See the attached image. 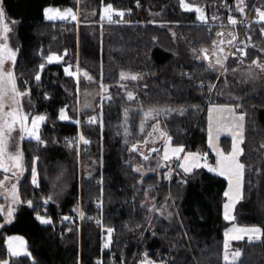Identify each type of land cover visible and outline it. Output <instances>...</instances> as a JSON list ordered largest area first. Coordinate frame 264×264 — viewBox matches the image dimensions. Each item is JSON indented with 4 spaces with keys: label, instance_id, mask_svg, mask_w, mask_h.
<instances>
[{
    "label": "trees",
    "instance_id": "trees-1",
    "mask_svg": "<svg viewBox=\"0 0 264 264\" xmlns=\"http://www.w3.org/2000/svg\"><path fill=\"white\" fill-rule=\"evenodd\" d=\"M0 1L5 17L16 23L17 88L29 94L32 119L49 114L40 125L44 143L23 140L25 170L18 181L21 202L14 220L0 227V262L144 264L147 254V259L160 264H224L227 180L203 167L180 172V182L168 178V167L153 168L144 175L134 171L135 166L154 155L145 160L144 153L132 148L146 145L144 141L155 132V136L163 132L176 146L209 151L208 97L216 86L214 101H225L220 98L223 79L207 58L200 60L198 55L202 51L207 57L202 49L212 47L217 26L223 23L236 29L242 42L226 67L240 62L264 64V33L260 31L264 22L257 23L256 13V9L264 11V0H244L243 13L237 10V0H184L206 8V23L197 18L199 13L185 10L181 0H83L80 25L45 16L47 7L75 8L78 0ZM107 5L125 14L118 22L102 25L101 10ZM152 13L160 14L155 21L161 23L151 22ZM230 17L238 23L232 25ZM55 55L60 61L49 62L48 57ZM121 73L142 78L122 80ZM101 85L107 88V98L98 100L95 109L80 112V89ZM129 92L134 99H128ZM232 104L239 105L236 108L246 116L241 161L247 200L264 160V91ZM63 109L71 121L60 120ZM147 109L172 110L158 116V132L145 126ZM80 117L85 119L81 127ZM91 117L95 122L86 121ZM81 133L89 141L82 151L76 141L66 142L67 137ZM34 160L38 187L31 182ZM4 175L0 169V181ZM59 175L67 188L62 199L44 203L52 195L51 180ZM153 199L161 206L168 203L170 215L149 211L147 203ZM79 204L84 208V222L65 219ZM37 215L51 218L52 223H41ZM237 221L263 225L255 217H238ZM108 228L114 231L106 248ZM16 234L26 237L29 256L8 253L7 238ZM235 247L241 252L236 264H264V241L244 240Z\"/></svg>",
    "mask_w": 264,
    "mask_h": 264
},
{
    "label": "rangeland",
    "instance_id": "rangeland-1",
    "mask_svg": "<svg viewBox=\"0 0 264 264\" xmlns=\"http://www.w3.org/2000/svg\"><path fill=\"white\" fill-rule=\"evenodd\" d=\"M84 5H85V2H83V0H78L77 6L75 8H70L72 14L75 15V17H76L75 20H76L77 25H80L82 20H83ZM189 6L192 8H201V7L195 6V5H189ZM0 7H2L1 1H0ZM105 7L106 6H103L102 10H101L102 16H101V22L100 23L102 25H104L106 23H110L108 21V19L106 18V15L104 12ZM112 8L114 10V12L112 13V20L118 22V20H120L122 17L116 16L115 12H118L119 10L115 9L113 6H112ZM48 9H58L61 13H64V12H66V10H68V9H62L60 7H57V6L47 7L46 10H48ZM201 9H203V14L206 17V19L208 20V18L206 16L207 15L206 8L203 7ZM46 10H45L46 19H48L47 18L48 15H55L54 12L53 13H47ZM152 14L154 16V19L151 20V22L155 23V24L161 23L159 21H155V20H158L160 18V14L159 13H152ZM68 16H66L63 19H61L59 16H56V18L48 19V20H52V21L67 20ZM259 19L260 18L258 16L257 20H259ZM4 22L7 23L9 28L11 29L7 33V36H8L7 44L9 46V48H11L14 52H16V57H17L18 50L13 46V42H14L13 36H15V25H16V23L14 21L8 20L6 17H5ZM210 25L211 26H217V23L211 22ZM2 27H3L2 24H0V33H2ZM217 28L218 29H217L216 33H221L222 35H217V39H215V41L213 42L212 47L202 49L203 51L206 50L205 53L207 55V60L205 59L202 51H200V54L198 55V57L200 60H206L207 64L209 66H213L215 71L220 74V77H222L224 72H225V68L228 64V61L231 58V56L233 55V51L236 49V47H238L240 44H242V42L240 41L239 34H237V30L233 29L232 26H225V24L221 23L220 25L217 26ZM229 41H231V43H229ZM3 43H4L3 39H0V44H3ZM52 57H59V56L55 55ZM225 57H227V59H225ZM218 59L221 61V64H223V67H221V64L216 63V61ZM15 60H16V58H15ZM53 61H57V60L53 59L52 62ZM58 61H60V60H58ZM259 62H261V61H259ZM9 64L12 65V62L10 60L4 63V65H3L4 71L10 70ZM70 70H72V69H70ZM73 74H75V73H73ZM79 74H81V73H78V78H79ZM227 74H228V76H230V78L233 76L232 71H229ZM229 79L228 80L226 79V80L229 81ZM215 87L211 91V95L208 97V101L211 103L214 101L212 95L214 93ZM258 91H262V88H259ZM104 92H105L104 88L103 89H86V91L84 92V96L82 95V100H81V105H80L81 110L85 111V110L95 109L96 108L95 101L97 98H94V97L98 96V97L102 98L104 96ZM228 93H230V94H227V97H233V99H236V96L243 95V93H245V92H244V90H239L238 92H236V90H235L233 92V90L230 89ZM9 96H11V93H9ZM28 100H29V94L21 97L20 98V106L22 107L23 112L29 115V123H30L32 118H31L30 110H29L28 104H27ZM7 104H8V108L6 110H10L11 108L16 107V104L12 103L11 99H9L7 101ZM222 106L233 107L232 105H222ZM222 106H220L218 104H211L208 108V118L209 119L211 118V121H213V127L211 128V134H212V137L214 138L212 141L213 144L216 145V148L223 151L225 154H228L232 149V143H233L232 136H231V134H229L227 132H223V131L220 132L219 135L217 136L214 125H215L216 120L218 119L219 114H217L215 112H210L211 109H213L215 107H222ZM63 110H64L65 115L68 118L63 119V120L60 119V120L71 121V119H70L71 117H70L68 111L66 109H63ZM149 110H152V109H147L144 112V116H145V113L149 112ZM157 110H162V109H157ZM60 114H61V112H60ZM162 114H164L163 111H161L159 115H162ZM236 114L239 115L242 113L237 112ZM224 115H226V114H224ZM152 116L154 117V119L149 118L145 122V126L146 127L148 126L150 129L153 128L152 127L153 125L157 124L156 121L158 119V116L155 113H152ZM244 117L245 118L243 121V135L245 136L246 116L244 115ZM91 118H93V117H91ZM84 121H85V119L80 117V119L78 121V124L80 127L82 126ZM86 121H87V119H86ZM41 123L39 124V127H38L39 136H40V125H41ZM159 130H161L160 127H159ZM160 133H163V132H160ZM154 134L148 140V143H146V145H138V148H139L138 150L141 153H144L145 156H148L149 157L148 159L152 158L151 155L153 153H151V149L156 148L158 150L153 154L154 155L153 159H150V160L147 159L148 161L145 163H142V166L140 164H137L135 166V169L141 168V172L144 175L149 174L151 171H154L153 168H160L158 170H161L164 167H168L169 171L167 172L166 175L168 176V178L171 177V180H172L173 172L177 168H179L178 173H180V172L185 173V174L190 173L196 167H193L190 172H185L183 170V168L180 167L181 164L185 163V160L183 158L188 153H196L199 155V157H200V159H199V165L200 166L199 167H203L207 170H208V167H211V168L217 167L218 157L216 155V148L211 147L210 144H209V149H211L210 151L212 152V154L215 157H213L209 151L201 152V149H199L197 151H190V150H187V148L184 146H183V149H184L183 152H180L178 154H174L171 152V148L180 147V146L174 145L172 143V139H170V141H169L168 137H165V134L163 136L161 134H158L159 136H155L156 134L155 135ZM80 135H82V133ZM80 135H79V137H80ZM20 136H21V133H20L18 128L16 131L12 132L11 139L9 140V151L10 152H15L17 150V148L20 151H22V142L24 139H28V138L20 139ZM244 136H243V139H244ZM155 137L157 138L156 140L158 142L155 141ZM209 140H210V138H209ZM77 144H78L80 150L82 151L83 150L82 148L84 147L83 141L78 139ZM242 144L240 145V147L243 149ZM165 150H168V155L170 157L167 161H165L163 158ZM241 155L239 156L238 159L241 163H243L241 161ZM177 157H179V158H177ZM102 162H103V159L99 160L96 164L101 165ZM188 163H191V161H189ZM205 165H207L208 167H206ZM23 167H24V157H23ZM24 170H25V168H24ZM211 172L222 177V178H224L225 180H227V189H226L225 193L228 192L229 191L228 179L224 176L219 175L215 171H211ZM13 173H16V176H13ZM168 173H171L170 174L171 176ZM21 176L22 175H19V169L10 167L9 171L5 172L4 178L1 180V181H5V177L11 178L10 183L8 181H5L4 185L2 187H0V207H2L1 212H2L3 217H4V221L0 223V227H3L4 225L9 224L14 220L16 208L21 202L20 194H19V187H18V182H17V177H18V181H19ZM62 177H63L62 175H59V176H57L51 180L53 191H52V195L49 197L51 199L48 198V202H57V200L62 199L61 197L63 196V194L65 193V191L67 189L66 187L63 186ZM12 184L16 185V190H17L19 202H15L12 199V193H13V189L11 187ZM240 191H241L240 197L235 200V202L233 203L232 207L229 210L230 216L232 218L230 220H226V221H228V227L226 228L225 233H229V236L239 234V233L230 232V229H233V228L259 227L262 230H264V160L262 161L259 170L255 174V187H254V190L252 191V194L250 195V197L247 200H244L245 199V194H244L245 193V168L243 171L242 185H241ZM225 197H226V201H225L224 205L229 203V197L226 195H225ZM147 205H148L149 209H152L151 212H157L159 214L166 215V216L170 215L171 207L168 205V203H164V205L161 206L158 203H156L155 200L153 199V200L149 201L147 203ZM9 208H12V210H13V215L11 217L8 216ZM224 213H225V208H224ZM73 215L76 216L77 222L79 224H82L84 222V220H85L84 208L81 204H79L78 208L75 209V212ZM41 217L51 220V218L44 216V215ZM238 217H255V218L260 219L263 222V225H255V224L250 225V224L239 223L237 221ZM51 223H49V224H51ZM112 233H111L110 237L108 236V233H107V235L105 237V243L104 244H108V246L111 244ZM226 239H228V237L225 236V240ZM20 240L23 241L22 247L19 246ZM244 240L264 241V236H262L260 239L253 238V239L249 240V238L247 236H245L244 239H241V240H229V244H230L229 251L233 252V251L238 250L235 247V244L237 242H241ZM10 243L13 246V250L19 251L21 253L20 255L17 256V255L11 254V252L9 251V244ZM6 245H7L8 253L13 257H20V256H26V255L29 256L30 255L28 241H27L26 237H24L23 235L16 234V235L8 236ZM239 258H238V260H239ZM155 264H160V263L155 262Z\"/></svg>",
    "mask_w": 264,
    "mask_h": 264
},
{
    "label": "snow or ice",
    "instance_id": "snow-or-ice-1",
    "mask_svg": "<svg viewBox=\"0 0 264 264\" xmlns=\"http://www.w3.org/2000/svg\"><path fill=\"white\" fill-rule=\"evenodd\" d=\"M244 0H237V10L241 13L244 11ZM181 6L187 10V11H195L199 13L198 19L201 22L206 23L207 19L203 14V9L201 8H192L188 4L184 3V0H181ZM227 7V5H225ZM47 13H55V15H48V19H54L56 16H59L61 19L65 18L68 15L72 16V19H76L75 15L72 14L71 9L66 10V12L61 13L58 9H48L46 10ZM104 12L106 15V18L109 22H116L112 20V13L114 12L111 5H107L104 8ZM256 13L259 16V20L257 23L264 22V11H261L260 9H256ZM125 13L123 11L115 12L116 16L123 17ZM214 19L216 17H213ZM5 20V13L2 7H0V24H2V33H0V39H3L4 43L0 44V169H2L4 172H8L10 167L19 169V175H23L24 167H23V153L18 148L15 152L9 151V140L11 139L12 132L16 131L17 128L19 129L21 136L20 139L28 138V139H35L38 143H44V141L41 140L39 134H38V127L41 122H43L46 117L37 115L33 119H31L29 123V115L24 113L22 110V107L20 106V98L28 95V92H21L17 88L16 84V76L14 74V66H15V58H16V52H14L11 48H9L7 44V33L11 30L7 23L4 22ZM229 22L232 25H236L238 21L233 18H229ZM262 33H264V27L260 29ZM217 35H222L221 33H217ZM231 43V41H229ZM206 51V50H205ZM238 51L241 52V55H246V53L243 52L242 49H238ZM207 58V57H205ZM53 59L59 60V57H48L49 62H52ZM227 59V57H225ZM11 61L13 68L4 71L3 65L7 61ZM217 64H221V61L218 59L216 61ZM253 63H257V61H253ZM221 67H223V64H221ZM41 70L43 69V65L40 66ZM227 70V69H225ZM65 71L67 74L72 75V73L66 68ZM87 75V74H85ZM122 80H137L139 77L138 75H129L126 73L120 74ZM36 80L40 79L39 74L35 76ZM89 79H91L89 77ZM26 83V82H25ZM102 88H104L105 91H107V88L103 85H101ZM214 87V85L212 86ZM9 93H11V96H9ZM132 93H128V99H134ZM11 99L12 103L16 104L15 108H11L10 110H6L8 108L7 101ZM236 107H239L237 105ZM161 111H172L169 110H157L152 109L149 110V112L145 113V122L149 118H153L152 113H155L157 116L160 114ZM210 112H215L219 114L218 119L215 122V131L217 136L220 132H227L231 134L232 136V149L228 154H225L223 151L216 148V145L213 144V137L211 134V128L213 127L212 124H210V140L209 144L211 147L216 148V155L218 157L217 160V167L211 168L208 167L209 171H215L219 175L224 176L229 181V191L225 193L226 196L229 197V203L224 205L225 213L224 218L226 220H230L232 217L230 216V208L232 207L233 203L237 198L241 195V185H242V176L243 171L245 168V165L239 161V156L243 153V149L240 147V145L243 143V121H244V114H236L235 108L233 107H215L210 110ZM226 114V115H224ZM125 117L127 119V110L125 112ZM68 117L65 115L64 110L61 111L60 119H67ZM95 117H93L89 122H95ZM153 131L159 130V124H155L152 126ZM141 131H143V122L141 125ZM149 136L152 135V133L148 134ZM163 136L164 133H161ZM79 139L83 141V143L87 144L89 141L84 139L83 135H80ZM170 141V137L168 138ZM144 143H148L147 140L144 141ZM264 147V145H262ZM132 151H138V147L136 145L133 146ZM151 151L156 152L157 149H151ZM183 146L171 148V152L174 154H178L180 152H183ZM145 160H147L149 157L144 156ZM164 160L167 161L170 157L168 155V150L164 151ZM179 158V157H177ZM38 159V158H37ZM185 163L181 164L180 167L183 168L185 172H190L193 167H199V155L196 153H188L184 158ZM191 161V163H188ZM35 160L33 161V165L31 167V176H32V184L35 187L39 186V178H38V172L35 167ZM134 171L141 172V168H136ZM13 176H16V173H13ZM5 181L11 182L10 177H5ZM5 181H0V187L4 185ZM18 182V177H17ZM13 189L12 193V199L15 202L18 201V195L16 190V185H11ZM51 199V198H49ZM44 203H48V200H45ZM28 205L31 207L32 202L28 201ZM152 209H149L151 211ZM0 211H2V207H0ZM13 215L12 208H9L8 216L11 217ZM37 219L41 221V223L49 224L51 223V220L45 219L39 215H37ZM67 219V217H65ZM108 236H111V233L114 231L111 228H108L107 230ZM230 232L239 233L238 235H232L229 236V233H225V236L228 237V239L224 242V251H223V261L224 264H236V261L241 256V252L239 250L230 252V244L229 240H241L244 239L245 236L249 238V240L255 238L260 239L262 236H264V230H262L259 227H251V228H233L230 229ZM19 246H23V241H19ZM105 247H108V244H105ZM9 251L12 255H20L21 253L19 251L13 250V246L10 243L9 244ZM0 264H7V261L0 262ZM144 264H155L154 261H151L147 259V254H145V260Z\"/></svg>",
    "mask_w": 264,
    "mask_h": 264
},
{
    "label": "crops",
    "instance_id": "crops-1",
    "mask_svg": "<svg viewBox=\"0 0 264 264\" xmlns=\"http://www.w3.org/2000/svg\"><path fill=\"white\" fill-rule=\"evenodd\" d=\"M15 62H16V60H15ZM9 66H10L9 67L10 69L13 68V65L9 64ZM225 69H227V70H225V72L222 76L223 88L221 89V92H220V98L225 100L226 102L225 101L224 102H221V101L215 102L214 101V102L210 103L209 106L211 104H218L220 106L232 105L233 108H235V111L237 113L239 111L236 108V106L232 104V102L242 100L243 98H245L249 95L258 94V93H261L264 91V64L259 62V61H257V63L240 62L237 66H235L233 68H227L226 67ZM229 71H232V73H233V76L231 78L227 74ZM78 73H81V71L78 70ZM226 79L227 80L229 79V81H227ZM259 88H262V91H258ZM93 89H103V88L97 87V88H93ZM230 89H232L233 92L235 90H236V92H238L239 90H244L245 93H243V95L236 96V99H233V97H227V94H230V93H228ZM85 91H86L85 89H80V91H79V110H80V112L82 111L81 107H80L82 95L84 96ZM94 98H97L95 101V105H96L98 100L106 99L107 97H106L105 92H104V96L102 98L98 97V96L94 97ZM222 107H224V106H222ZM209 120H210V124L213 125V121H211V118ZM22 144H23V142H22ZM210 150L211 149H209L210 154L213 157H215ZM22 153H23V151H22Z\"/></svg>",
    "mask_w": 264,
    "mask_h": 264
},
{
    "label": "built area",
    "instance_id": "built-area-1",
    "mask_svg": "<svg viewBox=\"0 0 264 264\" xmlns=\"http://www.w3.org/2000/svg\"><path fill=\"white\" fill-rule=\"evenodd\" d=\"M68 21L69 22H74V19H72V16H69L68 17ZM48 113H46V115H45V117H46V119L48 118ZM92 118H88L87 119V121L89 122L90 120H91ZM89 123H92V122H89ZM80 135V134H79ZM79 135H76L74 138H71V137H67L66 138V142L67 143H72L73 142V140L74 141H76L77 142V140L79 139ZM172 177H176V179L180 182V181H182V177H181V175H180V173H178V171L177 170H175L174 172H173V175H172ZM99 203V201H96V204H98ZM67 219L69 220V221H75L77 218H76V216H74L73 214H69L68 216H67Z\"/></svg>",
    "mask_w": 264,
    "mask_h": 264
},
{
    "label": "water",
    "instance_id": "water-1",
    "mask_svg": "<svg viewBox=\"0 0 264 264\" xmlns=\"http://www.w3.org/2000/svg\"><path fill=\"white\" fill-rule=\"evenodd\" d=\"M154 149H156V148H154ZM151 153H153V154H154L155 152L151 151Z\"/></svg>",
    "mask_w": 264,
    "mask_h": 264
},
{
    "label": "bare ground",
    "instance_id": "bare-ground-1",
    "mask_svg": "<svg viewBox=\"0 0 264 264\" xmlns=\"http://www.w3.org/2000/svg\"><path fill=\"white\" fill-rule=\"evenodd\" d=\"M197 151V150H196Z\"/></svg>",
    "mask_w": 264,
    "mask_h": 264
}]
</instances>
